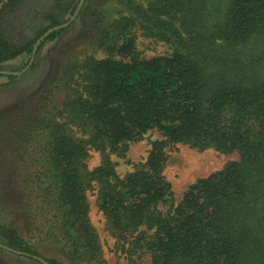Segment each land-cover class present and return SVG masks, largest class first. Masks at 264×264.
I'll use <instances>...</instances> for the list:
<instances>
[{
    "label": "trees",
    "instance_id": "obj_1",
    "mask_svg": "<svg viewBox=\"0 0 264 264\" xmlns=\"http://www.w3.org/2000/svg\"><path fill=\"white\" fill-rule=\"evenodd\" d=\"M144 1L0 0V264H109L90 215L95 185L130 255L264 264V0ZM138 31L173 51L142 58ZM80 45L109 56L80 59ZM151 131L162 139L122 178L111 155L125 158ZM179 145L239 160L176 204L165 172Z\"/></svg>",
    "mask_w": 264,
    "mask_h": 264
},
{
    "label": "rangeland",
    "instance_id": "obj_2",
    "mask_svg": "<svg viewBox=\"0 0 264 264\" xmlns=\"http://www.w3.org/2000/svg\"><path fill=\"white\" fill-rule=\"evenodd\" d=\"M145 4L146 0L144 1V5ZM112 8L116 11L120 9L117 4H114ZM78 36H82L80 25L79 28L76 29V32L72 31L70 33L67 42L63 43V46L66 47L62 51L66 52L68 48L75 47L70 41ZM137 36L138 52L142 58H153L156 56L167 55L173 51V47L162 40L147 38L140 31L137 32ZM54 46V44H47L43 48L42 54L45 55L51 51ZM78 52V57L80 59L94 57L101 60L109 56V53L104 48H95L87 45H80L78 47ZM116 58L121 59L119 56ZM1 66L16 69L22 66V61H9L3 63ZM5 81V77H0V84ZM6 93L8 92H4L0 89V100H5L7 97ZM77 128L78 127L76 126L73 127L74 132L79 136L87 138V136L83 135V133ZM156 139H162L160 133L158 131H151L146 135L144 140L131 146L125 158H121L114 154L111 155L112 160L117 165L116 169L118 174L122 178H125L130 172L134 171L138 165L144 163L148 159L152 148L151 142ZM167 152L169 155V162L165 173L172 184L174 202L176 204L182 200L185 192L196 182V180L223 169L230 161L239 160L238 153L226 155L215 150L200 152L184 145H179L176 148H168ZM101 162L102 154L96 150H92L89 159L90 169L96 168ZM98 192V185H95L94 190L89 192V199L91 202L90 215L92 222L99 233L105 259L109 264H152L151 255L149 253L140 250L137 253L130 255L127 252L122 251L118 246L117 240L111 232L105 215L99 209ZM169 206L170 205H161V210L166 212L169 209Z\"/></svg>",
    "mask_w": 264,
    "mask_h": 264
},
{
    "label": "water",
    "instance_id": "obj_3",
    "mask_svg": "<svg viewBox=\"0 0 264 264\" xmlns=\"http://www.w3.org/2000/svg\"><path fill=\"white\" fill-rule=\"evenodd\" d=\"M75 17V16H74ZM68 24L69 23H66V24H64V26H68ZM58 28H60L59 26H57V27H54L53 29H50L47 33H45L40 39H39V41L37 42V44L35 45V49H34V55H35V53H36V50L38 49V45L40 44V42L41 41H43L53 30H56V29H58ZM34 55H33V58H32V61H31V63L33 62V60H34ZM30 63V64H31ZM30 67V65L27 67V69ZM9 250V249H8ZM18 253V252H17Z\"/></svg>",
    "mask_w": 264,
    "mask_h": 264
}]
</instances>
